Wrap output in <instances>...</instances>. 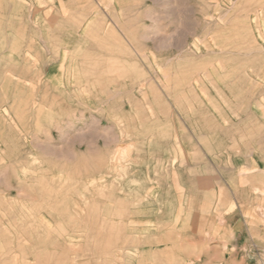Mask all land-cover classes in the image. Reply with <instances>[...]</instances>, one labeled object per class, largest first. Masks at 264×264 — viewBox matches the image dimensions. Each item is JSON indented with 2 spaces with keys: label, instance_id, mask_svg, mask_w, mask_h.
<instances>
[{
  "label": "rangeland",
  "instance_id": "rangeland-1",
  "mask_svg": "<svg viewBox=\"0 0 264 264\" xmlns=\"http://www.w3.org/2000/svg\"><path fill=\"white\" fill-rule=\"evenodd\" d=\"M230 72L259 77L264 116V0H0V264H264V182L258 217L247 206L206 239L145 235L138 216L128 238L120 222L102 238L92 218L58 230L57 205L90 210L99 184L122 217L127 177L156 150L151 120L181 117L182 137L188 104L225 97ZM165 129L163 149L184 150ZM78 152L110 177L76 175Z\"/></svg>",
  "mask_w": 264,
  "mask_h": 264
},
{
  "label": "crops",
  "instance_id": "crops-1",
  "mask_svg": "<svg viewBox=\"0 0 264 264\" xmlns=\"http://www.w3.org/2000/svg\"><path fill=\"white\" fill-rule=\"evenodd\" d=\"M224 81L225 92L217 93L225 97L188 104L185 120L188 129L181 133L182 137L181 117L178 123L172 120L165 125L163 118L151 120L150 126L160 129L156 134V150L143 152L138 179L131 178V173L127 177L122 217L119 210L112 209L116 200L112 190L107 191L99 184L92 188L90 210L85 211L78 202L57 205L56 214L61 221L58 230L79 232L92 218L89 230L107 233L102 238H110L119 222L125 224L124 237L128 238L130 223L138 216L145 235L164 230L206 239L211 237L214 222L227 221L229 216L236 215V222L243 223L247 206L252 217H258L264 182V116L260 115L261 103L255 91L260 80L258 76L244 80L230 72ZM207 91L212 94L211 89ZM165 127H171V140H175L177 147L181 142L184 150L163 149L165 132L168 134ZM77 154L82 160L76 167V175L83 176L84 170H92L98 176L108 172L110 177L105 158L91 154L86 157L90 161H84V154ZM132 191L137 194L139 191V204L135 207L138 209L134 212ZM245 194L251 199L249 205L243 201Z\"/></svg>",
  "mask_w": 264,
  "mask_h": 264
},
{
  "label": "bare ground",
  "instance_id": "bare-ground-1",
  "mask_svg": "<svg viewBox=\"0 0 264 264\" xmlns=\"http://www.w3.org/2000/svg\"><path fill=\"white\" fill-rule=\"evenodd\" d=\"M112 46V45H111ZM103 47V46H102ZM107 49V48H106ZM17 62V61H16ZM16 70V69H15ZM11 77H13V76H11ZM40 83V82H39ZM8 113V112H7ZM9 114V113H8ZM17 258V257H16Z\"/></svg>",
  "mask_w": 264,
  "mask_h": 264
}]
</instances>
